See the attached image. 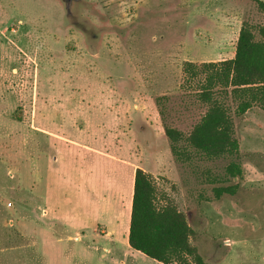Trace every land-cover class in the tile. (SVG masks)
I'll list each match as a JSON object with an SVG mask.
<instances>
[{
	"label": "rangeland",
	"instance_id": "obj_1",
	"mask_svg": "<svg viewBox=\"0 0 264 264\" xmlns=\"http://www.w3.org/2000/svg\"><path fill=\"white\" fill-rule=\"evenodd\" d=\"M242 22L264 24L252 0H0V264H161L127 243L136 168L205 262L264 264V111L228 101L237 156L178 157L164 134L207 109L184 63L227 57L209 52Z\"/></svg>",
	"mask_w": 264,
	"mask_h": 264
},
{
	"label": "trees",
	"instance_id": "obj_2",
	"mask_svg": "<svg viewBox=\"0 0 264 264\" xmlns=\"http://www.w3.org/2000/svg\"><path fill=\"white\" fill-rule=\"evenodd\" d=\"M252 1L264 15V2ZM184 70L193 78L203 75L197 98L207 109L185 137L181 131L164 126L171 152L178 157L186 155L185 150H178L183 143L208 160L237 156L239 145L228 101L234 104L236 117L254 107L264 111V24L253 27L241 23L231 59L199 65L185 62ZM241 172L239 163L231 160L225 166V180L241 177ZM212 190L216 199L235 193L229 185ZM192 235L183 212L159 196L149 173L136 168L127 231L129 248L161 264H208L191 243Z\"/></svg>",
	"mask_w": 264,
	"mask_h": 264
},
{
	"label": "crops",
	"instance_id": "obj_3",
	"mask_svg": "<svg viewBox=\"0 0 264 264\" xmlns=\"http://www.w3.org/2000/svg\"><path fill=\"white\" fill-rule=\"evenodd\" d=\"M236 38H237V34L235 35V38H234V40L232 42L231 48L227 51L228 53H226L224 51H221L217 46L213 48V51H210L209 52V54L211 56H223L224 54H227V57H220V58L215 59L213 61H207V62H216V61H222V60H226V59H231L233 57V54H234V46H235ZM131 196H132V190H131Z\"/></svg>",
	"mask_w": 264,
	"mask_h": 264
}]
</instances>
